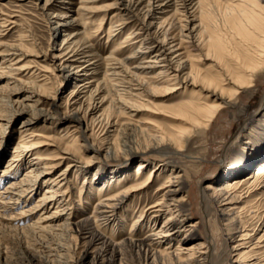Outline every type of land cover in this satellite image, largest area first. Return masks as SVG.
<instances>
[{
    "label": "bare ground",
    "instance_id": "1",
    "mask_svg": "<svg viewBox=\"0 0 264 264\" xmlns=\"http://www.w3.org/2000/svg\"><path fill=\"white\" fill-rule=\"evenodd\" d=\"M30 1L48 18L53 44L50 62L54 68L36 66L31 62L19 66L24 61L22 56H31L23 50L25 45L0 44V47H4L0 50V81L4 82L0 86V93L6 89L9 81L18 82L14 75L20 76L27 70H33L28 79L37 91L8 100L14 113L31 112V117L22 121V130L18 133L2 176L8 177L10 173L14 176L21 160L29 168L22 181L29 183L32 177L42 175L43 179L50 174L46 178L50 186L40 199L33 207L19 212V216L24 217L27 212L32 216L41 211L28 227L43 238L46 233L58 237V234H54L58 229L52 223L65 208L62 205L49 208L50 199L69 195L67 198L71 200L73 195L70 194L73 193V188L69 186L70 178L66 176L69 167H72L70 163L64 171L51 174L60 162L67 160L66 155L71 154L70 151L67 147L59 148L54 158H43L40 152L46 145L45 140L42 137H39L42 140L37 139L38 135L33 129V120L38 116L56 118L61 111V106L54 101L60 85L70 88L63 102V114L75 129H81L83 117L101 122L102 114H96L104 104L116 116L123 115L132 120L160 93L158 88L164 85L161 92L166 95L184 91L190 97L198 98L196 104H181L176 114L188 120L186 123L190 129L180 127L162 135L146 134L147 129H141L144 136L149 138L148 142H153L143 148L109 144L104 156L122 159L125 164L133 160L135 154L140 155L133 185L123 188L127 182L121 180L126 178L124 168L123 171L113 170L110 177H106L102 173L103 168L98 166L88 173L84 177L87 189L83 202L76 203L79 207L72 211L67 209L68 217L63 223L66 229L59 236L68 238L72 245L58 244L57 251L65 252L74 264H122L120 257L125 251L138 259L131 264H220L224 256L231 258L233 253L236 256L234 262L264 264V255H259V252H264V200L255 202L258 193L264 195L262 138L243 143L246 146L242 145L241 150L246 155L242 154L235 163L225 166L226 170H222L212 184L198 188L196 201L201 209L200 221L207 228L204 237L192 243L195 224H187L183 213L187 205L196 201L192 197V182L187 181L185 175L173 173L176 161L169 159V168L162 161L156 162L143 181L139 182L137 178L150 157L147 154L169 150L171 145L178 148L177 153L180 152L188 140L185 136L189 131L206 126L204 123L210 122L216 112L251 89L257 77L264 74V0H113L111 4L101 7L104 14L99 19L96 31L93 30L94 34L87 31L89 15L99 10L92 5L100 0ZM157 10L164 15L168 11L170 14L165 17ZM105 12H111V16L106 18ZM16 13L19 12H0V27L7 29L10 25H17V18L20 17ZM103 23L109 28L106 41L111 37L114 43L109 52L100 57L94 53L88 41L99 32ZM127 27L131 28V32L116 41ZM59 40L60 43H57ZM15 56L17 59L13 62ZM10 62L15 67L4 75ZM55 70L58 73L53 74L56 85L49 87L48 78L41 74H52ZM40 77L42 79L37 80ZM93 82L96 83L91 88ZM258 108L246 120L248 124L258 121L255 118L264 112V98ZM63 135H67V132ZM69 141L74 143L71 137ZM81 141L85 143V137ZM26 152H31L32 156L27 158ZM254 164L258 165L251 173L249 169ZM87 166L93 165L85 161L82 168ZM161 168L168 170L164 182L156 188L148 204L140 208L136 219L128 226L126 236L123 235L125 223L121 217L128 218L136 208L129 205V198L148 193L154 185L156 171ZM72 169L77 173L81 168L75 164ZM223 180L225 182L219 185ZM42 182L45 183V179ZM18 184L7 183L6 188ZM185 189L188 190L183 195ZM29 190L22 189L18 197ZM81 196L79 189L78 198ZM27 197L25 195L24 199ZM241 203H244L243 207L238 205ZM7 204L0 205V209L6 211L8 208L7 211H11V205L6 207ZM89 209V215L85 216V211ZM241 211L261 221L262 228L257 229L254 235H249L241 226ZM213 219L219 221L220 225L222 223V230L227 232L223 238L224 254L217 252V234L209 228ZM179 233L180 243L169 251L170 243ZM235 236L239 237L236 241ZM227 241L234 242L230 249H227ZM39 253L38 260L42 258L41 251Z\"/></svg>",
    "mask_w": 264,
    "mask_h": 264
},
{
    "label": "rangeland",
    "instance_id": "2",
    "mask_svg": "<svg viewBox=\"0 0 264 264\" xmlns=\"http://www.w3.org/2000/svg\"><path fill=\"white\" fill-rule=\"evenodd\" d=\"M112 2L113 0H100L92 5L98 7L99 10L89 15L90 20L87 31H89L90 34H94L99 19L102 14H104V8L101 7L111 4ZM73 3V6H75L76 1ZM0 12H12L14 14L15 12H19L16 13L20 17L19 19L17 18V25H10L7 29L5 27H0L1 45L10 46L23 44L25 45L23 50L31 55L22 56L24 61L21 62L19 66L31 62L36 66H47L50 69H53L54 67L50 62V56L53 51L51 47L53 44L50 40L51 35L47 21L48 18L35 6V3L30 0H0ZM105 13L107 14L106 18L111 16V12ZM158 13L164 15L162 11H159ZM169 14L170 12L168 11L164 16H169ZM112 22H115V20ZM107 28L108 25L103 23L99 32L93 35L94 37H91L88 41V44L92 47L94 53L100 57H104L114 43L111 41V37L106 41L109 35V28ZM129 32H131V28L127 27L123 30L120 36L117 38L114 37V39L116 38L118 39L116 41H120V39L122 40V38ZM57 43H60V40L59 42L57 41ZM3 49L4 47H0V50ZM17 54L20 55V52H17ZM117 54L118 53H115V55ZM14 58L13 62L17 57L15 56ZM1 60L2 57H0V61ZM13 62H10L7 65L8 69L4 70V75H6L8 70L15 67L14 65H11ZM32 71L33 70H27L20 76L14 75V79L18 80V82H14V80L9 81L6 89L0 93V205L4 206V203H8L6 207L11 205L10 207L12 208L11 211H7L8 208L5 209L6 211L0 209V264H43L42 262H46L47 264H55L56 262L59 264H74L65 252H59L56 248L58 244L68 243V245H72V242L69 241L68 238L59 236L61 232L66 229V226L63 225V223L68 217L67 214L69 210L67 209L70 208V211H72L79 207L78 204L83 202L85 189H87L84 177L89 175L97 166L103 168L102 173L105 174L106 177H110L113 170L118 169V171H123L125 169L124 171L126 173L124 172V175L127 179L123 177L121 180H127L123 185V188H126L133 185L136 175L137 160L140 155L135 154L132 158L133 160L125 164L122 159L104 156V150L106 147L109 144L118 145L123 148H143V146L151 145L153 142L149 143V138L144 136L145 133L141 132V129L144 128L147 129L146 134L150 135H162L161 133L164 134L168 131L172 132L173 129L180 127L190 129V125L186 123L188 120L183 116L176 114L181 104H196L198 98H192L184 91H178L172 95H166L164 92H161L162 88H164V85H162L158 88L161 90L160 93H158L157 96H154L147 107L142 108L138 116L132 120L123 115L116 116L114 113L106 109L107 104H104L96 114V116L102 114L103 120L101 122H94L95 119L83 117L81 129H78V127L75 129L74 125L68 124L64 117L65 114H63L65 110L63 102L66 100L65 97H67V92H69L70 88L64 84L60 85L54 101L61 106V111L57 113L56 118H50L49 116L43 117L41 115L38 116L33 120V129L36 135H38V137H36L37 139L42 137V139L45 140L46 145L41 148L40 152L43 158H54V155L59 153L58 149L63 147H67L71 153L66 155L67 160L60 162L58 168L51 174L58 173L59 171L61 172L62 170L64 171L69 163L72 167L77 164L81 169L76 173L72 167H69L68 173L66 174L67 178H70L68 179L69 186L73 188V193H70L73 194L71 200L67 198L69 195L52 197L50 199L52 202L49 208L62 205L65 210L64 212L59 213V218L57 217L52 223L55 225L56 229H58L54 233L58 234V237L46 233L43 238L36 235V231L28 227V225L36 220L39 215L38 213L41 211L32 214V216L27 212L24 217H20L19 212L20 210H28L33 207L34 203L40 199L42 193H44L46 188L50 186V184L46 182V178H49L50 174L43 179L42 175L34 177V179L32 177V182L29 183L22 181L27 176L25 173L29 171V168L28 164L25 162L23 163L21 160L19 162V170L14 176L12 173L7 174L8 177L2 176V171L5 170L8 158L14 150L18 133L22 130V121L31 117V112L25 114H19L18 112L14 113L12 111V105L10 106L8 100H14L19 95L25 97L32 92H37L32 84H30L31 80L28 79ZM1 72L2 71H0V74ZM53 74L55 76V74L58 73L55 70L52 74H41L48 78L49 87L55 86L57 82L56 79H54ZM40 79H42V77L37 80ZM95 83L96 82H93L90 87H94ZM2 85H4V82L0 81V86ZM16 92L19 94H13ZM263 98L264 74L257 77L255 84L251 89L244 91L240 97L233 99L223 109L216 112L210 122L204 123L206 126L203 125L200 128H197L194 132L189 131L187 136H185L188 140L181 148L180 152L177 153L176 151L178 148L175 145H171L169 150L164 149L159 152L152 151L151 154H147L150 157L145 161V166L143 165L144 167L140 169L137 177L139 182L143 181L147 174L151 172L154 163L162 161L164 164H167L168 166L166 167L169 168L170 163H168V160H175L176 163H174L173 173L185 175L187 181L192 182V197L196 201L199 187L204 188L207 184H212L214 179L221 175L222 170H226L225 166L229 163H235L237 158L242 154L246 155V153L241 150L242 145H245L243 143H247L250 140L254 141L256 138H262L263 140L260 142L264 146V133H262V129L264 128V112H262L261 116L255 118L259 122L256 121L251 124L246 122L252 113L254 114L258 111V107L261 105ZM202 100L203 99H201V101ZM87 105L88 103L85 101V106ZM45 108L46 107H44V109ZM238 131L239 134H237ZM66 132L67 135L64 136L63 134ZM190 132L192 133L190 134ZM255 133H258V135H255ZM259 134L262 135L259 136ZM69 137L72 138L77 145V148L74 143L72 144L69 141ZM84 137L86 142L82 143L81 140L84 139ZM39 139L42 140L41 138ZM30 154L31 152L27 153L26 157L30 158L32 156ZM20 158L22 159V157ZM85 161H89L93 166H87L83 169L82 167L85 164ZM257 165L258 164L252 165L249 172L254 173ZM167 168H161L156 171L155 179L152 178L154 179V185L148 193L141 194L140 197L132 196L129 198V205L135 206L136 208L128 218L121 217L125 223L123 235L125 234L126 236V232L129 228L128 226L131 224V221L136 219L140 208L148 204V200L154 197L156 188L164 182V178L168 173ZM10 176L12 177L10 178ZM6 178H8V180ZM44 179L45 183L42 182ZM230 179L231 178H228V180ZM12 182L19 184L15 187L11 186L10 188H6L7 183L9 184ZM224 182L225 180L220 181L219 185H222ZM5 188L7 189V192ZM22 189L30 190L23 192L22 197H18L19 192L22 191ZM79 189L82 195L80 199L78 198ZM187 190L188 189L184 190L183 195H186ZM25 195H28L29 197L24 199ZM262 200H264V195L258 193L257 196H255V202L257 201L259 203L262 202ZM64 201H67V203ZM13 203H15V205H13ZM238 205L243 207L244 203ZM200 210V205H198V201H196L191 205H187L183 213L187 218V224H195L190 243L203 238L205 233L204 230L207 228H204V225L200 221ZM89 211L90 209L85 211V216L89 215ZM50 212H52L51 209ZM241 212V226L246 229V232L249 235H254L257 229L260 230V228H262L260 225L261 221L258 217L252 214L243 213V211ZM157 225H159V222ZM209 225V228L211 227L210 229L217 234V252L224 254L225 245L223 244V238L225 239L224 234L226 235L227 232L222 230V223L220 225L219 221L216 219L211 220ZM181 233H179L175 240L170 243L169 251L176 248L180 243L178 239L181 237ZM235 237V241L239 239V237ZM233 245L234 242L227 241V249H230ZM79 248L80 241H78V249ZM39 251H41L42 258L38 260V255L40 256ZM260 253L264 255V252H259V255H261ZM234 254L235 253L230 255L231 258H228L227 255L226 257L224 256L220 264H240L234 262L236 259ZM120 259L122 264H131V262L136 263L138 260L134 255H130L128 252L126 253V251L121 255Z\"/></svg>",
    "mask_w": 264,
    "mask_h": 264
}]
</instances>
